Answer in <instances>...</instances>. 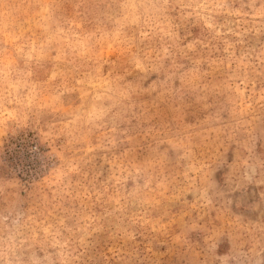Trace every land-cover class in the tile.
I'll list each match as a JSON object with an SVG mask.
<instances>
[{
  "label": "rangeland",
  "instance_id": "obj_1",
  "mask_svg": "<svg viewBox=\"0 0 264 264\" xmlns=\"http://www.w3.org/2000/svg\"><path fill=\"white\" fill-rule=\"evenodd\" d=\"M0 264H264V0H0Z\"/></svg>",
  "mask_w": 264,
  "mask_h": 264
}]
</instances>
